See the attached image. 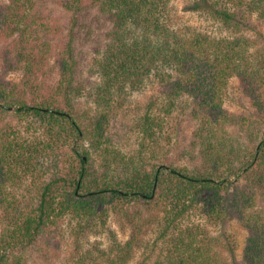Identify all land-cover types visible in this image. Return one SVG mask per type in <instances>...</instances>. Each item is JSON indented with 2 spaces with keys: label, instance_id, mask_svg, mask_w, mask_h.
I'll return each instance as SVG.
<instances>
[{
  "label": "trees",
  "instance_id": "obj_1",
  "mask_svg": "<svg viewBox=\"0 0 264 264\" xmlns=\"http://www.w3.org/2000/svg\"><path fill=\"white\" fill-rule=\"evenodd\" d=\"M187 5L233 33L181 24L174 0H0V264H29L27 252L42 243L54 246L42 256L57 264L66 217L87 231L107 226L111 213L128 239L109 228L107 244L79 242L73 262L131 264L154 230L152 246L166 242L154 264H235L230 236L208 227L235 220L246 233L244 262L264 264V46L243 33L248 15L264 20V0ZM233 76L251 109H224ZM152 80L166 114L150 103L137 146L124 151L106 134L110 115ZM15 117L32 121L25 130ZM168 118L194 124L184 144H173ZM195 210L207 223L184 226Z\"/></svg>",
  "mask_w": 264,
  "mask_h": 264
},
{
  "label": "rangeland",
  "instance_id": "obj_2",
  "mask_svg": "<svg viewBox=\"0 0 264 264\" xmlns=\"http://www.w3.org/2000/svg\"><path fill=\"white\" fill-rule=\"evenodd\" d=\"M188 1L189 0H174V7H177V11L179 13L178 20H180L181 24H187L192 28L207 31L214 36H231L233 30L224 26L220 21L215 20L210 13L206 11H187L186 8H188ZM52 7L57 10L56 12H61L55 6H50V9H52ZM243 29L244 34H247L250 37L258 38L260 47L264 46V20L259 17L257 13L248 15L247 26ZM82 50L87 56V60L84 61L83 64L85 67V73L90 75L91 73L89 70L91 68V64H89L88 60H91L94 47L90 42L86 41V43L82 46ZM252 50H255V48ZM19 76L20 73H12L9 75V77L14 80L18 79ZM239 80L240 79L237 76L230 78L227 88L223 94V107L231 112H242L251 109L249 98L243 92ZM89 81H99V77L94 75L89 77ZM162 95L161 84L158 83L157 80H152L142 90L135 92L129 100L124 103V105L115 109L111 113L106 127V134L115 146L124 151H130L137 146L140 135L139 124L137 121L139 117H141V115L149 109V104H154L152 107L154 115L163 116L166 114L164 110L165 106L160 101V97ZM80 101L83 108H91L93 110L94 104L91 99L82 97ZM12 121L14 124L25 129L28 128V121H30V119L21 121L18 117H15ZM30 122L29 124H34ZM169 122H171L173 127H168L166 130L170 131L169 134L172 136L173 144L176 147L180 146V144H184L187 141L188 135L190 134L194 124L186 120H182L181 123H176L175 119L171 121L169 119ZM164 136L165 134L160 137L162 144L166 143ZM177 142L178 145L176 144ZM174 156L177 158L180 156H177L176 150L174 151ZM95 158H98L97 155H95ZM182 164L187 165L190 169L194 166L188 161L183 162ZM2 215L3 211L0 207V234L6 226V221L3 219ZM109 215L107 226H102L101 221H99V226L97 228L87 229V231H78L77 222L73 219V216L66 217L65 220L60 223L61 229L59 231V239L54 238L55 242H59L58 244L61 246L60 252H62L61 257L56 259L57 264H77L71 260V257H73L74 253L80 251L82 248L79 242L85 244L83 246L85 248L88 242H103V244H107L109 240V228L117 232L120 240H127L130 234L127 225L121 224L117 221V218L113 213ZM197 222H202L204 224L207 223L206 219L199 214V211L195 210L184 220L183 224L185 226L187 224L192 225V223ZM208 223L210 224L208 227L212 230V233L220 235L221 238L223 237V240L226 238L225 236H230V242L235 248V264H246L243 260L246 233L240 228L239 224L235 220H231L225 226H214L211 225L209 221ZM155 239L156 232L152 230L146 237L144 247L136 252V258L131 264H154V260L157 258L158 253L166 246V242L162 240L158 241L157 247L152 246L151 243H153ZM45 245L46 243H42L41 247L31 248L27 252L26 258L28 259L29 264H50L49 259L43 257L44 255L42 256V252L45 251L53 255L54 246L52 245L51 247H46ZM54 245H57V243H54Z\"/></svg>",
  "mask_w": 264,
  "mask_h": 264
}]
</instances>
